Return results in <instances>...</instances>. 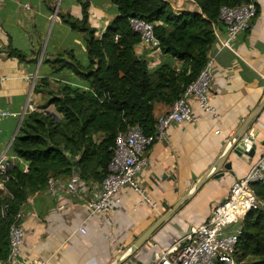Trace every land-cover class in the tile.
Listing matches in <instances>:
<instances>
[{"label": "crops", "instance_id": "obj_1", "mask_svg": "<svg viewBox=\"0 0 264 264\" xmlns=\"http://www.w3.org/2000/svg\"><path fill=\"white\" fill-rule=\"evenodd\" d=\"M172 12L198 13L191 0H164ZM259 12L250 28L221 47L226 38L222 23L215 28L216 41L208 56L213 58L210 87L211 106L207 113L192 101L194 120L168 128L162 141L148 149V166L138 179L151 203L128 188L117 195L116 206L104 216L86 218L85 203L96 194L99 183L89 182L83 198L68 193L60 182L53 196L44 191L27 198L21 226L24 241L20 259L48 264H113L155 221L185 196L167 221L134 254L141 264H154L161 251L207 221L212 208L225 200L231 183L243 177L264 150V107L247 129L255 144L251 155L230 152L202 187L192 190L227 147L234 133L264 95V0H253ZM81 3H87V25L100 36L117 16L108 0H0V110L10 115L0 121V149L6 150L17 135L27 104L34 110L45 104L47 90L56 92L61 84L88 88L71 65L87 64L84 34L70 27L68 20H80ZM28 5V9L23 6ZM134 51L153 67L165 56L136 45ZM63 53L65 67L52 70V61ZM81 55V56H78ZM177 66L178 63L175 62ZM75 68V66H74ZM46 80V84L41 83ZM170 105L155 103L153 116L167 112ZM51 110V107L47 108ZM62 205L61 209L57 207ZM85 221V234L77 228ZM123 264H132L129 261Z\"/></svg>", "mask_w": 264, "mask_h": 264}, {"label": "trees", "instance_id": "obj_2", "mask_svg": "<svg viewBox=\"0 0 264 264\" xmlns=\"http://www.w3.org/2000/svg\"><path fill=\"white\" fill-rule=\"evenodd\" d=\"M191 1L198 13L175 14L164 0H108L117 16L100 36L87 25V3H81L80 20H68L84 34L87 64L71 66L88 88L61 84L56 92L47 90L45 104L23 118L9 146L15 161L7 178L0 177V262L8 255L11 216L23 210L27 198L44 191L49 178L66 179L73 173L85 182L100 183L115 136L133 126L145 135L152 133L154 104L171 105L203 69L216 41L219 8L253 2ZM130 17L153 24L165 58L151 69L134 51L139 36L128 25ZM51 63L54 71L65 67L63 53ZM253 190L261 206L240 222L234 264H264V184H254Z\"/></svg>", "mask_w": 264, "mask_h": 264}, {"label": "built area", "instance_id": "obj_3", "mask_svg": "<svg viewBox=\"0 0 264 264\" xmlns=\"http://www.w3.org/2000/svg\"><path fill=\"white\" fill-rule=\"evenodd\" d=\"M23 7L28 9V5ZM255 15L256 7L251 1L235 7L221 6L218 21L223 24L226 34L221 47L231 50L233 39L250 28ZM128 25L139 36L140 45L148 47L155 55L162 56L159 43L153 35L152 23L130 17ZM213 64V58H208L196 79L184 89L167 112L156 118L152 133L145 135L138 126H133L115 136L106 175L97 185L95 196L85 203L86 218L93 215L104 216L110 212L116 206L118 193L124 188L137 193L140 203L156 206L151 203L138 179L140 171L148 166V149L154 142L162 141L166 137L169 127L194 120L192 101L204 112L215 115L210 103ZM148 68L153 66L148 64ZM262 78L264 80V76ZM26 109L31 112L35 108L27 104ZM9 115L10 112L0 110V121ZM12 159L6 150L0 149V177L7 178ZM23 169L26 171V166ZM89 184L81 180L77 173H73L63 187L68 193L83 198L90 188ZM254 184H264V150L246 174L231 183L227 197L212 208L207 221L190 229L183 238L161 251L154 264H214L217 261L234 264L232 253L241 232L240 222L248 212L261 206L253 190ZM59 186V181L49 178L44 192L53 196ZM1 189H4L3 181H0ZM62 207L60 205L57 208ZM24 215V211L19 210L11 216L12 222L7 231L8 255L0 264H48L42 259L33 260L31 263L20 259L24 241L21 221ZM77 230L85 234V221Z\"/></svg>", "mask_w": 264, "mask_h": 264}, {"label": "water", "instance_id": "obj_4", "mask_svg": "<svg viewBox=\"0 0 264 264\" xmlns=\"http://www.w3.org/2000/svg\"><path fill=\"white\" fill-rule=\"evenodd\" d=\"M264 107V95L256 107L252 110L250 115L245 121L242 122V125L234 133L233 137L229 141L227 147L222 151L221 155L215 161V163L210 167L207 173L194 184L192 190H196L207 182L211 178H219L223 174L214 173L216 168L219 165H222L223 168L228 169L229 164L224 163V160L227 158L230 152H233L236 155H251L254 152L255 144L253 143L252 137L247 135V129L250 125L257 119L258 115ZM186 199V196L179 201L170 211H168L164 216L155 221L144 233H142L129 247L127 252L119 257L117 261L113 264H123L126 261H129L132 264H141L139 261L135 260L134 254L142 247V245L152 236V234L165 222L167 221L181 206V204ZM223 202V201H222Z\"/></svg>", "mask_w": 264, "mask_h": 264}, {"label": "rangeland", "instance_id": "obj_5", "mask_svg": "<svg viewBox=\"0 0 264 264\" xmlns=\"http://www.w3.org/2000/svg\"><path fill=\"white\" fill-rule=\"evenodd\" d=\"M78 56H81V55H78ZM53 109V108H52ZM54 111V110H53Z\"/></svg>", "mask_w": 264, "mask_h": 264}]
</instances>
